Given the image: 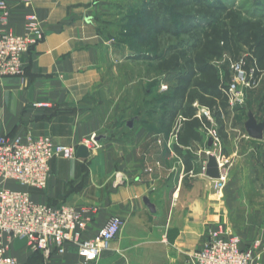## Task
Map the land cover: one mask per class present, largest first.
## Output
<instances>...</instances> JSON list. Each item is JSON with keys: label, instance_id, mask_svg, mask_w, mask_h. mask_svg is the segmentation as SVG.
Returning <instances> with one entry per match:
<instances>
[{"label": "crops", "instance_id": "crops-1", "mask_svg": "<svg viewBox=\"0 0 264 264\" xmlns=\"http://www.w3.org/2000/svg\"><path fill=\"white\" fill-rule=\"evenodd\" d=\"M4 1L8 30L23 34L33 13L44 38L24 57L20 77L0 81V137H49L77 150L95 135L98 145L86 158L53 159L47 187L28 192L37 203L80 211L83 239L94 238L111 217L124 223L93 261L72 246L44 259L16 238L5 240L8 254L22 264H190L225 206L205 176L210 154L203 156L197 141L183 148L192 158L186 171L173 148L176 121L168 133L153 130L147 112L136 120L130 97L114 92L121 79L115 74L130 52L122 56L126 48L109 43L102 28L121 0H29L30 7L26 0ZM118 174L122 182L115 184Z\"/></svg>", "mask_w": 264, "mask_h": 264}, {"label": "rangeland", "instance_id": "rangeland-1", "mask_svg": "<svg viewBox=\"0 0 264 264\" xmlns=\"http://www.w3.org/2000/svg\"><path fill=\"white\" fill-rule=\"evenodd\" d=\"M149 1L151 0H121L115 6V13L105 18L102 31L105 32L109 43L126 48L122 56L125 53L129 55L130 52L129 57L122 58L124 61H130L122 63L115 74L121 79L114 83V92L117 93L120 89L122 96L124 94L125 98L126 95L130 97V108L136 110V120H144L145 112L151 113L152 119L147 116L145 120H151L156 126L161 111L160 98L169 89L172 81L154 71L153 65L131 60L133 50L139 53L143 49L139 45L138 35L128 28L132 20L129 16L135 15L136 10L138 20H145L144 16L140 15V9ZM222 1L241 11L246 17L261 20L264 25V0ZM24 5L30 7V1L28 6L26 1ZM24 20L25 29L26 17ZM38 22L41 26L39 19ZM5 30L11 32L7 28ZM214 65L219 69L221 76H224V73L230 76L226 84L228 89L234 85L232 93H227L229 115L224 118L225 137L217 135L214 118L206 108H200L197 104L198 118H211L209 127L203 125L199 128L197 142L201 145L203 156L207 155V151L210 155L217 156L220 161L219 171L222 179L213 180L212 187L218 193V203L224 205L225 209L214 229L224 238L238 236L242 246L248 249L254 240L264 237V71L255 77L257 70L252 65L250 52L246 48L241 49L235 60L225 54L221 60L214 62ZM254 78L255 83H252ZM252 123L263 126L261 139L250 136L248 127ZM209 129L215 132V137L208 133Z\"/></svg>", "mask_w": 264, "mask_h": 264}, {"label": "built area", "instance_id": "built-area-1", "mask_svg": "<svg viewBox=\"0 0 264 264\" xmlns=\"http://www.w3.org/2000/svg\"><path fill=\"white\" fill-rule=\"evenodd\" d=\"M26 5H29V0H26ZM8 20L9 6L0 0V81L7 77H20L23 74L24 57L44 37L34 14L26 16L23 34L5 30ZM233 89L234 85L228 92L232 93ZM46 106L34 104V107ZM193 106L197 107V103ZM207 119L211 122L210 116ZM183 120L178 116L174 124L172 135L175 138ZM208 133L216 136L211 129ZM82 146L88 151L96 150L98 145L95 135L84 140ZM75 153V148L55 144L49 137L26 140L0 137V264H22L8 254L9 246L5 240L12 238L24 240L32 252L40 254L44 259H48L54 252L62 254L67 246H72L87 262L96 260L108 243L119 234L124 223L117 217H111L94 238L83 239L86 223L80 211L67 205L54 207L37 203L28 192V189L44 190L47 187L49 165L53 159H72ZM214 157L220 167L219 158ZM219 179H222L221 175ZM121 182L122 178L118 174L115 184ZM8 183H15L23 189H12L7 186ZM263 254L264 238L254 240L251 247L246 249L238 236L224 238L213 229L207 232L201 248L191 254L189 263L264 264Z\"/></svg>", "mask_w": 264, "mask_h": 264}, {"label": "trees", "instance_id": "trees-1", "mask_svg": "<svg viewBox=\"0 0 264 264\" xmlns=\"http://www.w3.org/2000/svg\"><path fill=\"white\" fill-rule=\"evenodd\" d=\"M140 10L145 20H138L136 10L129 16L128 28L138 35L143 50H133L130 58L153 65L154 71L171 79L160 98L157 125L151 122V127L168 133L178 116L184 119L173 148L189 171L192 158L188 153L183 155V148L198 140L201 126H210L205 116L196 117L195 102L210 112L217 135L225 137L230 76H221L214 62L225 54L235 60L246 48L257 77L264 71V25L222 0H151Z\"/></svg>", "mask_w": 264, "mask_h": 264}, {"label": "water", "instance_id": "water-1", "mask_svg": "<svg viewBox=\"0 0 264 264\" xmlns=\"http://www.w3.org/2000/svg\"><path fill=\"white\" fill-rule=\"evenodd\" d=\"M248 132L252 138L261 139L262 132H263V126L252 123L248 127ZM87 156H88V150L84 146H80L79 148H77L76 157L86 158ZM205 176L213 180L219 179L220 177L219 165L217 163L216 158L213 155L208 156L207 164L205 167ZM145 202L147 206L151 210H153L152 205L147 200H145Z\"/></svg>", "mask_w": 264, "mask_h": 264}]
</instances>
